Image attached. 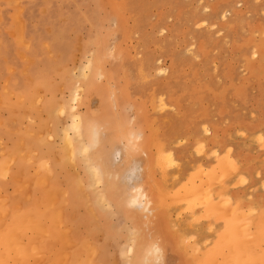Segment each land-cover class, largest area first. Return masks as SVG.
I'll use <instances>...</instances> for the list:
<instances>
[{
	"label": "rangeland",
	"instance_id": "1",
	"mask_svg": "<svg viewBox=\"0 0 264 264\" xmlns=\"http://www.w3.org/2000/svg\"><path fill=\"white\" fill-rule=\"evenodd\" d=\"M262 143L264 0H0V248L27 212L36 231L20 220L8 235L39 246L0 260L139 264L159 242L162 264H203L243 231L264 256Z\"/></svg>",
	"mask_w": 264,
	"mask_h": 264
},
{
	"label": "bare ground",
	"instance_id": "2",
	"mask_svg": "<svg viewBox=\"0 0 264 264\" xmlns=\"http://www.w3.org/2000/svg\"><path fill=\"white\" fill-rule=\"evenodd\" d=\"M19 9H20V8H19ZM20 42H21V41H20ZM26 43H27V42H26ZM137 69H138V68H137ZM143 71H144V70H143ZM78 77H79V76H78ZM141 77H142V76H141ZM75 78H76V77H75ZM143 78H144V76H143ZM106 84H107V83H106ZM129 94H130V93H129ZM37 97H38V96H37ZM37 97H36V98H37ZM150 97H151V96H150ZM151 98H152V97H151ZM35 103H37L36 100H35ZM61 107H62V106H61ZM152 110H153V109H152ZM74 114H75V113H74ZM73 116H74V115H73ZM74 119H75V118H74ZM75 120H76V119H75ZM163 120H164V119H163ZM163 120H162V121H163ZM165 121H166V120H165ZM71 122H72V121H71ZM73 122H74V121H73ZM76 122H79V120H77ZM78 124H79V123H78ZM79 127H80V125H79ZM77 128H78V126H77ZM65 129H66V128H65ZM71 129H72V130H75V129L72 128V126H71ZM62 131H63V130H62ZM66 131H68V130H66ZM74 133H75V132H74ZM63 134L67 135L66 132L63 133ZM73 135H74V134H73ZM39 137H40V136H39ZM73 137H74V136H73ZM75 137H76V135H75ZM79 137H80V136H79ZM76 138H78V137H76ZM64 141H65V140H63V142H64ZM66 141H67V140H66ZM67 142H68V141H67ZM68 143L71 145L72 142L70 141V142H68ZM262 145H264V143H262ZM71 147H72V146H71ZM81 148H82V147H81ZM159 149H160V148H159ZM70 152H71V153L73 152L72 149H71ZM82 154H84V153H82ZM69 155H70V154H69V151H68V156H69ZM71 155H72V154H71ZM161 155H162V154H161ZM83 157H84V156H83ZM162 157L164 158V156H162ZM169 157H170V156H169ZM156 159H157V158H156ZM168 159H169V158H168ZM71 160H72V159H71ZM157 160H158V159H157ZM220 160H221V159H220ZM220 160H219V161H220ZM69 161H70V160H69ZM69 161H67V162H69ZM85 161H86V160H85ZM70 162H71V161H70ZM87 162H88V161H87ZM155 162H156V160H155ZM227 162H228V161H227ZM230 162H231V161H230ZM230 162H229V163H230ZM88 163H90V162H88ZM91 164H92V163H91ZM157 164L160 165V163H157ZM89 165H90V164H89ZM92 165H93V164H92ZM92 165H90V167L87 165L88 168H89V170H90V168H91V170H92V168H95V166H97V165H95V166L93 165V167H91ZM46 166H47V165H46ZM85 166H86V165H85ZM220 166H221V165H220ZM224 166H225V165H223V167H224ZM157 167H158V166H157ZM162 167H163V165H162ZM165 167H166V166H165ZM221 167H222V166H221ZM44 168H46V170H47V167H45V165H44ZM97 168H98V167H97ZM218 168H219V167H218ZM225 168H226V166H225ZM84 169H85V168H84ZM212 169H213V168H212ZM226 169H227V168H226ZM46 170H45V171H46ZM91 170H90V174H91ZM161 170H162V169H161ZM176 170H177V169H176ZM201 170H202V169H201ZM213 170H214V169H213ZM219 170H220V169H219ZM92 171H93V170H92ZM95 171L97 172L98 170H96V168H95ZM162 171H163V170H162ZM162 171H161V173H162ZM164 171H165V170H164ZM164 171H163V172H164ZM199 171H200V169H199ZM220 171H221V170H220ZM86 172H87V171H85V173H86ZM197 172H198V170H197ZM222 172H223V170H222ZM224 172H225V171H224ZM93 173L95 174L94 171H93ZM199 173H200V172H199ZM210 173H211V172H210ZM88 174H89V173H87V175H88ZM96 174L100 175L99 173H96ZM96 174H95V175H96ZM194 174H197L196 171H195ZM207 174H208V173H207ZM212 174H213V173H212ZM215 174H216V173H215ZM92 175H93V174H92ZM95 175L92 176L91 179H93V177L96 178V177L98 176V175H96V176H95ZM166 175H167V174H166ZM198 175H199V174H198ZM200 175H201V174H200ZM205 175H206V174H205ZM205 175H204V176H205ZM208 175H209V174H208ZM212 176H213V175H212ZM220 176H221V175H220ZM76 177H77V176H76ZM100 177H101V176H100ZM161 177H163V176H161ZM174 177H176V175L173 176V178H174ZM183 177H185V176H183ZM205 177H206V176H205ZM214 177H215V176H214ZM77 178H79V176H78ZM77 178H76V179H77ZM98 178H99V176H98ZM165 178H166V177H165ZM212 178H213V177H212ZM224 178H226V177H224ZM190 179H191V178H190ZM232 179H233V178H232ZM96 180H97V178H96ZM79 181H80V178H79ZM81 181H82V180H81ZM98 181H100V183H101V180H100V179H99ZM193 181H194V180H193ZM88 182H89V181H88ZM92 182H94V181H92ZM92 182H91V183H92ZM96 183H97V182H96ZM98 183H99V182H98ZM205 183L208 184V181L205 182ZM211 183H212V182H211ZM213 183H214V182H213ZM218 183H219V182H218ZM92 184H94V183H92ZM192 184H193V183H192ZM197 184H198V183H197ZM101 185H102V184H101ZM185 185H186V184H185ZM189 185H190V184H189ZM189 185L186 186V187L189 188ZM193 185H194V184H193ZM237 185H238V183H237ZM191 186H192V185H191ZM223 186H224V185H223ZM81 187H82V186H81ZM99 187H100V186H99ZM221 187H222V186H221ZM228 187H230V186H228ZM188 188H186V189H188ZM194 188H195V187H194ZM199 188H201V186H200ZM208 188H209V187H208ZM83 189H84V188H83ZM184 189H185V187H184ZM202 189H203V188H202ZM220 189H221V188H220ZM224 189H225V188H224ZM28 190H29V189H28ZM49 191H51V190H49ZM99 191H100V190H99ZM198 191H199V189H198ZM200 191H201V190H200ZM54 192H55V191H54ZM191 192H192V190H191ZM100 193H101V192H100ZM159 193H160V192H159ZM206 193H207V192H206ZM62 194H63V192H62ZM187 195H188V194H187ZM101 196H102V197H104V196H103L102 194H100V200L102 201L104 198H102ZM131 196H132V198L130 199V198L128 197L129 200H128L127 203H126L127 205H128V203H129L128 206H131V207H134V208H139V209H140L141 207H144L143 205H145L146 203H145L143 200L145 199V201H146V197H147V195L145 194V191H144L140 186H138V185H134V187H133V192L131 193ZM181 196H182V195H181ZM184 196H186V195H184ZM184 196H182V197H184ZM50 197H51V196H50ZM56 197H57V196H56ZM168 197H169V196H168ZM182 197H181V198H182ZM187 197H188V196H187ZM210 197H211V196H210ZM220 197H221V196H220ZM226 197H227V196H226ZM101 198H102V199H101ZM189 198H190V195H189ZM204 198H205V197H204ZM169 199H170V197H169ZM192 199H193V198H192ZM104 200H105V199H104ZM188 200H189V199H188ZM223 200H224V199H223ZM49 201H51V198H50ZM175 201H176V200H175ZM189 201H190V200H189ZM55 202H56V199H55ZM103 202H104V201H103ZM106 202H107V201H106ZM146 202H147V201H146ZM192 202H193V200H192ZM206 202H207V201H206ZM218 202H220V199H219ZM226 202H227V201H226ZM173 203H174V202H173ZM175 203H176V202H175ZM175 203H174V204H175ZM190 203H191V202H190ZM214 203L217 204L216 202H214ZM49 204H50V202H49ZM49 204H48V206H49V208H50V205H51V204H50V205H49ZM89 204H90V203H89ZM151 204H152V203H151ZM154 204H155V203H154ZM168 204H169V203H168ZM171 204H172V203H171ZM148 205H149V203H148ZM166 205H167V204H166ZM189 205H190V204H189ZM211 205H212V204H211ZM211 205H208V206H211ZM146 206H147V205H146ZM153 206H154V205H153ZM168 206H169V205H168ZM190 206H191V205H190ZM211 207H212V206H211ZM211 207H210V208H211ZM216 207H220V206H216ZM225 207H226V206H225ZM52 208H53V212H52V210H51V217H50V218H51V220L53 221V219H55L53 213L56 212L55 215L58 216L59 213H58L57 211H58L60 208H56V207H55V208H56V209H55L54 206H53V207L51 206V209H52ZM146 208H147V207H146ZM180 208H181V207H180ZM221 208L224 209L223 206H222ZM227 208H228V205H227ZM229 208H230V207H229ZM43 209H45V207H43ZM43 209H42V211H43ZM57 209H58V210H57ZM157 209H158V208H157ZM205 209H206V208H205ZM214 209H215V208H214ZM234 209H235V208H234ZM249 209H250V208H249ZM249 209H247V210H249ZM60 210H61V209H60ZM60 210H59V211H60ZM228 210H229V209H228ZM20 211H21V210L19 209V212H20ZM146 211H147V210H146ZM206 211H207V209H206ZM222 211H224V210H222ZM226 211H227V210H225V212H226ZM19 212L17 211L16 215H17V214L20 215ZM60 212L62 213V211H60ZM144 212H145V211H144ZM208 212H209V210H208ZM210 212H211V211H210ZM214 212H215V211H214ZM216 212H217V211H216ZM38 213H39V212H38ZM38 213H37V214H38ZM148 213H149V212H148ZM243 213H244V212H243ZM248 213H249V212H248ZM2 214H3V213H2ZM5 214H6V213H5ZM31 214H32V212H30V214L27 212V214L25 213V215H22V217H21V219H20L21 222L24 220V218H26V217H28V216H31ZM52 214H53V216H52ZM202 214H203V213H202ZM205 214H206V213H205ZM213 214H214V213H213ZM220 214H223V213H220ZM225 214H226V213H224V215H225ZM32 215H33V214H32ZM23 216H24V217H23ZM57 216H56V217H57ZM95 216H96V215H95ZM199 216H200V215H199ZM214 216H216V215H214ZM3 217H4V216H3ZM52 217H53V219H52ZM235 217H236V216H235ZM22 218H23V220H22ZM30 218L32 219V221H33L34 224H35V222H34L35 220H36L37 222L40 221V219H37V216H32V217H30ZM35 218H36V219H35ZM61 218H62V215H61ZM173 218H174V217H173ZM240 218H241V217H240ZM214 219H215V218H214ZM217 219H218V217H217ZM217 219L215 220L216 222H217ZM229 219H230V218H229ZM20 220L17 219V221H16V220H15L14 222L11 221L10 223L12 224V223H15V222H16V224L19 223V224H21L22 227H26V226H23L22 223H20ZM26 220H27V219H25L24 221H26ZM55 220H56L55 222H57V218H56ZM262 220H264V219L262 218ZM24 221H23V224H25ZM175 221H176V220H175ZM196 221H197V220H196ZM235 221H236V220H235ZM37 222H36V223H37ZM61 222H62V221H61ZM10 223H9V224H10ZM28 223H29V221L26 222V224H25V225L29 226V227H26V228H28V229H29V228H30V229H33L34 227H32V225L30 226L31 223H29V224H28ZM38 223H39V224L41 223L39 226L42 225V222H38ZM38 223L35 224V225L37 226ZM46 223H47V222H46ZM180 223H181V222H180ZM185 223H186V222H185ZM193 223H194V222H193ZM16 224H15V226H13L14 229H13V228L10 229V230L12 231V232L10 231V233H12V235H15V234H16V233L13 234V231H15V228H16ZM188 224H189V223H188ZM191 224H192V223H191ZM258 224H259V223H258ZM43 225H44V224H43ZM43 225H42V226H43ZM45 225H46V224H45ZM45 225H44L43 227H45ZM60 225H61V224H60ZM189 225H190V224H189ZM17 226H18V225H17ZM21 226H20V227H21ZM66 226H67V225H66ZM187 226H188V225H187ZM54 227H60V226H58V224H57V225L54 226ZM174 227H175V226H174ZM190 227H191V226H190ZM209 227H210V226H209ZM238 227H239V226H238ZM4 228L6 229V230L3 229V230H4V233H7V231L9 232V230H7L8 228H6V227H4ZM39 228H40V227H39ZM261 228L263 229V227H261ZM0 229H1V228H0ZM34 229H35V228H34ZM43 229H44L43 231L46 230V232H47V228H46V227L43 228ZM53 229H55V228H53ZM56 229H57V228H56ZM59 229H60V228H58L57 231H59ZM41 230H42V229H40V233H41ZM63 230H64V229H63ZM243 230H244V229H243ZM248 230H249V229H248ZM32 231H33V230H32ZM35 231H36V229H35ZM35 231H33V233L36 234V235L33 234V235H34V238H36L37 240L39 239V241H37V240H36V241L42 243V241H43V240H41L42 238H41V237H38V235L40 234V233H38L39 229H38L37 232H35ZM60 231L63 233V231H62L61 229H60ZM69 231H70V229H69ZM132 231H133V230H132ZM132 231H131V234L134 233V232H132ZM212 231H213V230H212ZM225 231H226V230H225ZM61 232H60V233H61ZM226 232H227V234H229L230 236L227 235V234H225V235H227V236H225L226 238L223 236L224 239H227V237H228V239H227L228 241L226 240V242H224V243H229V244H231L230 241H231L232 239L230 240V237L233 238V237H232V236H233L232 234H234V233H233L234 230H233L231 233L228 232V231H226ZM226 232H225V233H226ZM237 232H238V231H236V233H237ZM239 232H240V231H239ZM10 233L5 234V236H6V235H7V237L10 236V237H12L13 240L15 239V240H14V243H15V244L13 243V240H10V237H9V240H10V241L5 239V238H7V237L4 238L5 241H6V243H8L9 245H11V242H12V245H11V246H9V245H5V246H4L5 248H7V246H8L7 249H4V248L2 247V248L4 249V251L0 248V249H1L0 253L5 252V256H4V253L2 254L4 257H6V255H7V256H8V259H10V260L15 259V257H16L17 255H18V256L20 255L19 257H21V256H23V255H24L25 257H27V253L30 252L29 249H31V250H33L34 248L36 249L35 246H34V247H31V246H32V243H33L34 245H37V244L34 243V241H35L34 239L30 241L31 246H30V245H25L24 243H23V244L21 243L20 236H19L18 239H16L15 237L13 238V236L8 235V234H10ZM43 233H45V232H42V235H43ZM62 233H61V234H62ZM72 233H73V232H72ZM135 233H136V232H135ZM243 233H244V231L242 232L241 235H243ZM262 233H263V234H262ZM37 234H38V235H37ZM61 234H60V235H61ZM222 234L224 235V232H223ZM222 234H221V236H220V238H219L220 240H221ZM248 234H249V233H248ZM260 234H261V235H260V236H261V237H260V238H261L260 241L263 242V239H264L263 237H264V236H262V235H264V232H261ZM47 235H49V234H47ZM47 235H45V236H47ZM62 235H64V234H62ZM66 235H67V234H66ZM235 235H236V234H235ZM241 235H238V234L236 235V237L238 236V238H236V239H237L238 241H239V240L241 241V242L238 243L239 245H240V244L242 243V241L244 240V239H242V240L239 239V236H240V238L242 237ZM256 235H257V234H256ZM256 235H254V236H255V237H258V235H257V236H256ZM0 236H1V235H0ZM35 236H37V237H35ZM39 236H41V234H40ZM43 236H44V235H43ZM244 236H246V238L248 237V235H247V234L245 235V233H244ZM250 236H251V235H250ZM16 237H17V236H16ZM255 237H254L255 241H253L254 239H253V240H250V241H252L253 243L255 242V244L253 245V246H255V247H253V249H255L256 246H257V250H256L254 253H256V252H258V251L261 250V249L259 248V247H260V245H259L260 242L258 241L260 238L258 237L259 239L256 240ZM0 238H1V237H0ZM189 238H190V237H189ZM189 238H188V239H189ZM244 238H245V237H244ZM246 238H245V241H246V242H244V243L242 244V246H241V245L238 246V244H235V243H236V240H235V237H234L233 241L235 240V243H233V246H235V248L238 246L239 248H237V251H236V250H233L234 247H233V248L231 247V248H232V249H231V250H232V255H231V256H233L232 259H234L235 256H238V257H237L238 259H237V261H236V262H237L236 264H241V263H242L241 261H243V260H244V264H245V260L248 259V256H249V259H248L249 262H248V260H246V264H251L250 261L253 260L254 258H257V259H254L253 261H254L255 263H252V264H259V263H262V262H263L262 259H264V256H262V253H260V255H261L263 258H262L260 255H257L259 252L256 254V256L254 255L255 257H251V256H250V255H252L251 253L253 252V250H252V252H251V250H249V248L251 249L252 245L249 243L251 246H250L249 244L246 246V244L248 243V240H249V238H247V239H246ZM4 239H2V240L4 241ZM7 239H8V238H7ZM63 239H64V237L61 238L62 241H63ZM65 239H66V238H65ZM65 239H64V241H65ZM135 239H136V238H135ZM185 239H186V238H185ZM40 240H41V241H40ZM66 240H67V239H66ZM205 240H206V239H205ZM222 240H223V238H222ZM5 241H4V242H5ZM7 241H8V242H7ZM16 241H17V242H16ZM32 241H33V242H32ZM223 241H225V240H223ZM233 241H232V242H233ZM250 241H249V242H250ZM256 241H257V242H256ZM19 242H20V243H19ZM187 242H188V241H187ZM252 242H251V243H252ZM258 242H259V243H258ZM17 243H18V244H22V246H20V247H23V248H24V249H23L24 251L26 250L24 246H26V247L28 246V247H27V250H26V251H28V252H26V251H25V252H24V251H21V249L18 250V248H17L18 246L16 247ZM184 243H185V242H184ZM188 243H189V242H188ZM188 243H187V244H188ZM219 243L221 244V241H218V244H219ZM222 243H223V242H222ZM224 243H223V244H224ZM245 243H246V244H245ZM253 243H252V244H253ZM256 243H258L259 246H258ZM85 244H86V243L83 244L84 247L87 246V245H85ZM143 244H144L145 247H147V248H146L147 250H145V252H143V253L141 254L140 259H138L139 264H146V262H148V264H152V263H154V262L156 261L157 257H156V255H155V253L153 252V248H154V247L159 248V249H160V252L162 253V254H160V256H159V260H160L161 256L163 255V246H162L163 244H161V243H159V242H155V243H153V244H150V243H148V242H144V243L141 244V247L143 246ZM185 244H186V243H185ZM193 244H194V243H193ZM193 244H192L191 246H194V245H195V244H194V245H193ZM14 245H15V246H14ZM67 245H68V244H67ZM225 245H226V244H224V248H225V247L228 248V246H225ZM243 245H244V246H243ZM13 246L16 247V248H15L16 250L14 249ZM37 246H38V245H37ZM191 246H190V247H191ZM218 246H219V245H217V248H218ZM231 246H232V244H231ZM245 246H246L247 248H246ZM248 246H249V247H248ZM11 247H13L11 250H14V252H15V253H13L14 255L12 254L13 256H12V255L10 256V253H9V252L11 251V250H9ZM20 247H19V248H20ZM29 247H30V248H29ZM38 247H39V246H38ZM38 247H37V248H38ZM90 247H91V246H90ZM132 247H133V246H132ZM132 247H130V248H132ZM194 247L196 248L197 246L195 245ZM194 247H193V248H194ZM219 247H220V246H219ZM242 247H245V248H242ZM93 248H94V246H92V249H93ZM133 248H134V247H133ZM210 248H211V246H210ZM217 248H216V249H217ZM229 248H230V247H229ZM235 248H234V249H235ZM261 248H262V247H261ZM87 249H88V248H86V251H87ZM92 249H91V250H92ZM206 249H207V248H206ZM214 249H215L214 246H213V250L210 249V252H211V250H212L211 254L213 253ZM216 249H215V250H216ZM220 249H221V251H222L223 248H218V250H217L218 253H219ZM240 249H242V250H240ZM243 249H244V250H243ZM259 249H260V250H259ZM7 250H8L9 252H8ZM17 250H18V251H17ZM37 250H39V249H36V250H33V251H36V252L38 253L39 251H37ZM94 250H96V249H93V252H95ZM223 250H224V249H223ZM229 250H230V249H229ZM229 250H228V251H229ZM239 250H240V253H241V251H242V252L244 251L243 254H245V255L247 256V258H246V257H242V256H245V255H243V254H242V256H241V254L239 255V253L237 254V252H238ZM33 251H31V253H33V254L30 253L31 256H36V255H35L36 253L33 252ZM96 251H97V250H96ZM132 251H133V250H132ZM207 251H208V250H207ZM246 251H247V252H246ZM261 251H262V250H261ZM263 251H264V250H263ZM17 252H18V253H17ZM19 252H21V253H19ZM23 252H24V253H23ZM88 252H89V254H90L89 256L95 254V253L91 254L92 251H89V250H88ZM88 252H87V254H88ZM90 252H91V253H90ZM224 252L226 253L227 250L224 251ZM233 252H236L237 255H236L235 253H233ZM245 252H246V253H245ZM16 253H17V255L15 256ZM225 253H224V254H225ZM230 253H231V252H230ZM230 253H228V255H230ZM248 253H250V254H248ZM68 254H69V253H68ZM85 254H86V253H85ZM206 254H207V253H206ZM208 254H210V253H208ZM208 254H207V257H210V255H208ZM222 254H223V253H222ZM263 254H264V252H263ZM41 255H42V254H41ZM215 255L220 256L221 253L218 255V254L216 253V251H215V252L212 254V256H213L212 258L210 257V258L208 259V258L206 257V258L208 259V260H206V259H204V258H205V257H204V258H203V259H204L203 262H204L205 264H207L208 261L210 262V261L212 260L210 263H211V264H214V263H212V262H215L214 260L217 259V258H215ZM228 255L225 254V256H223L224 259H223V258L221 259V256H220L219 259L216 260V262L219 263V262H223V260H224V262H225L226 264H228V262L230 263V259H229V258H231V256H228ZM234 255H235V256H234ZM0 256H1V255H0ZM29 256H30V255L28 254V257H29ZM86 256H87V255H86ZM86 256H85V259H86V258H89V259H90V258H91V259L93 258V256H91V257H89V256L86 257ZM240 256H241L242 258L239 259ZM257 256H260L261 258H260V257H257ZM4 257H3L4 261H3L2 258H1V260H2L3 262H5L6 264H8V261H7L8 259H6V261H7V262H6ZM19 257H16V258H19ZM36 257L42 258V256H41V257H40V256H36ZM199 257H202V256H199ZM226 257H228V258H226ZM22 258H23V257H22ZM22 258H20V259L22 260ZM30 258H31V257H30ZM213 258H215V259H213ZM225 258H226L227 261H225ZM244 258H245V259H244ZM252 258H253V259H252ZM20 259H19V262L21 263V260H20ZM42 259H43V258H42ZM85 259H84L83 261L86 263ZM196 259H198V258H196ZM250 259H251V260H250ZM260 259L262 260V262H261V261H258V260H260ZM1 260H0V263H2ZM40 260H41V259H40ZM86 260H87V259H86ZM194 260H195V259H194ZM219 260H220V261H219ZM221 260H222V261H221ZM235 260H236V258H235ZM16 261H17V260H16ZM36 261H38V260H36ZM87 261H88V260H87ZM205 261H206V262H205ZM253 261H251V262H253ZM12 262H13V261H12ZM12 262L9 263V264H18L17 262H16V263H15V262L12 263ZM92 262H93V260H92ZM92 262H89V264H91ZM209 262H208V264H210ZM216 262H215V263H216ZM224 262H223V263H224ZM231 262H233V260H232ZM240 262H241V263H240ZM257 262H259V263H257ZM23 263H25V262H23ZM23 263H22V264H23ZM65 263H66V262H65ZM204 263H203V264H204ZM225 263H224V264H225ZM2 264H4V263H2ZM26 264H27V263H26ZM62 264H64V263H62ZM67 264H68V263H67ZM86 264H87V263H86ZM219 264H220V263H219ZM231 264H233V263H231Z\"/></svg>",
	"mask_w": 264,
	"mask_h": 264
},
{
	"label": "crops",
	"instance_id": "3",
	"mask_svg": "<svg viewBox=\"0 0 264 264\" xmlns=\"http://www.w3.org/2000/svg\"><path fill=\"white\" fill-rule=\"evenodd\" d=\"M257 204L261 210H264V191H261L257 197Z\"/></svg>",
	"mask_w": 264,
	"mask_h": 264
},
{
	"label": "snow or ice",
	"instance_id": "4",
	"mask_svg": "<svg viewBox=\"0 0 264 264\" xmlns=\"http://www.w3.org/2000/svg\"><path fill=\"white\" fill-rule=\"evenodd\" d=\"M153 252L155 253V255H156V257H157V259H156V261H155V264H162V261L159 260L160 249L154 247V248H153ZM146 264H148V262H146Z\"/></svg>",
	"mask_w": 264,
	"mask_h": 264
}]
</instances>
